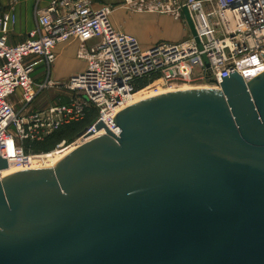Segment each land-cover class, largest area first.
Returning a JSON list of instances; mask_svg holds the SVG:
<instances>
[{
    "label": "water",
    "instance_id": "1",
    "mask_svg": "<svg viewBox=\"0 0 264 264\" xmlns=\"http://www.w3.org/2000/svg\"><path fill=\"white\" fill-rule=\"evenodd\" d=\"M113 120L118 137L99 121L53 167L0 178V264H264V72Z\"/></svg>",
    "mask_w": 264,
    "mask_h": 264
},
{
    "label": "built area",
    "instance_id": "2",
    "mask_svg": "<svg viewBox=\"0 0 264 264\" xmlns=\"http://www.w3.org/2000/svg\"><path fill=\"white\" fill-rule=\"evenodd\" d=\"M38 3L33 11L36 27L20 44L8 43L16 23L12 11L0 15V156L17 170L39 169L66 141L44 153L34 152L31 144L90 113L92 121L72 146L105 134L104 128L95 129L99 121L118 137L113 119L140 91L150 89L157 96L163 87L193 83L219 90L223 74L235 70L246 83L264 72V0H127L133 11L168 15L186 29L183 9L191 19L195 35L191 31L183 41L160 42L145 51L133 36L112 28L110 6L95 9L92 0H51L45 8ZM72 39L78 41L76 57L86 69L54 81V50ZM29 56L39 60L34 64L26 60ZM49 92L56 100L33 109ZM90 131L95 133L88 135Z\"/></svg>",
    "mask_w": 264,
    "mask_h": 264
},
{
    "label": "crops",
    "instance_id": "3",
    "mask_svg": "<svg viewBox=\"0 0 264 264\" xmlns=\"http://www.w3.org/2000/svg\"><path fill=\"white\" fill-rule=\"evenodd\" d=\"M36 1L0 0V15L11 10L15 16L16 23L7 34L10 45L23 43L28 33L35 29L36 22L33 11ZM50 1L39 0L38 7L45 8ZM126 1L92 0V3L95 9H99L105 5L110 6L112 12L108 19L112 28L128 36H133L141 48H151L160 42H174L182 38L185 32L178 21L172 17L159 13L133 11L127 6ZM140 30H144V32L141 33ZM77 47L78 41L73 39L70 42L56 46L54 50L56 52V60L51 69L52 80H63L86 69V64L76 57ZM67 59L70 60L68 61ZM40 70L41 66L38 63L37 72ZM36 81H39V78H36ZM47 94H42L33 104L32 108L40 109L56 100V98L50 100Z\"/></svg>",
    "mask_w": 264,
    "mask_h": 264
},
{
    "label": "bare ground",
    "instance_id": "4",
    "mask_svg": "<svg viewBox=\"0 0 264 264\" xmlns=\"http://www.w3.org/2000/svg\"><path fill=\"white\" fill-rule=\"evenodd\" d=\"M205 88H207V86L203 87V89H205ZM190 89H198V88H195L194 86H191V85H182V86L176 87V88H167L162 93L176 92V90H190ZM145 91L146 90L140 91L139 93H137L134 96L131 105L134 103H138L140 101L146 100V98H151V97L155 96V95H153L152 92L148 93ZM74 148H75V146H69L67 148L63 147L58 152L52 153L51 155H47L45 157V162L42 163L41 167H38V168L53 167L54 165H56L59 162V160H61L63 157L68 155V153H70L72 150H74ZM7 152L9 154L12 153L11 144L8 145ZM19 171H21V170H17L16 168L14 169L12 166H8L6 169L0 171V178H4L6 176H9V175H11L15 172H19Z\"/></svg>",
    "mask_w": 264,
    "mask_h": 264
},
{
    "label": "trees",
    "instance_id": "5",
    "mask_svg": "<svg viewBox=\"0 0 264 264\" xmlns=\"http://www.w3.org/2000/svg\"><path fill=\"white\" fill-rule=\"evenodd\" d=\"M93 117L94 116L88 117L89 118L88 123L79 122V123H73L72 125L62 127L60 129H58V131H56V132L52 133L51 135H49L48 137H46L44 139V142L31 144L33 151L34 152H41V153L48 152V151L54 149L55 146H57L61 141H66L65 138H68V137L73 136V135L77 136L80 132H82L89 125V123L92 121ZM55 140H56V142H55ZM52 141H54V142L51 143ZM50 143H51V145H50Z\"/></svg>",
    "mask_w": 264,
    "mask_h": 264
},
{
    "label": "rangeland",
    "instance_id": "6",
    "mask_svg": "<svg viewBox=\"0 0 264 264\" xmlns=\"http://www.w3.org/2000/svg\"><path fill=\"white\" fill-rule=\"evenodd\" d=\"M178 23L182 26V28H183V30H184V34H183V36H182V38H180V39H178V40H176V41H174V42H180V41H183V40H185L186 38H188L189 37V34H190V32L191 31H189V28L188 29H186L184 26H183V23L181 22V21H178ZM140 32L141 33H143L144 32V30H140ZM160 42V41H159ZM174 42H168V43H174ZM139 45V44H138ZM154 46V45H153ZM152 46V47H153ZM139 48H141V47H139ZM143 51H145V49H148V48H141ZM26 60L27 61H30V62H34V64H35V61H37V60H39V59H37V58H35L34 56H29L28 58H26ZM68 61L70 60V59H67ZM54 75V74H53ZM37 78V77H36ZM66 79L67 78H65V79H63V80H61V81H66ZM182 85H185V84H176L175 85V88L176 87H180V86H182ZM191 86H194L195 88H201V87H199V86H201V85H199V84H197V83H193V84H190ZM165 89H167V87H163V88H161V90H159V91H163V90H165ZM145 92H148V93H151L150 92V89H146V91ZM49 97V99L51 100V99H54V98H57L56 97V95H53L51 92H49L48 94H47ZM89 116H93V114L92 113H90V114H88L87 115V118H85L82 122L83 123H88V121H89ZM76 135L74 136H70V137H68V138H65L66 139V147H64V148H67V147H69V146H72L73 144H74V141L76 140ZM54 141H52L51 143H53ZM55 142H56V140H55ZM51 143H50V145H51ZM47 144V143H46Z\"/></svg>",
    "mask_w": 264,
    "mask_h": 264
}]
</instances>
